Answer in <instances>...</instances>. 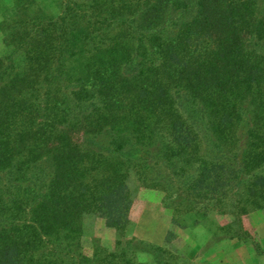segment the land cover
Returning a JSON list of instances; mask_svg holds the SVG:
<instances>
[{
  "label": "trees",
  "instance_id": "trees-1",
  "mask_svg": "<svg viewBox=\"0 0 264 264\" xmlns=\"http://www.w3.org/2000/svg\"><path fill=\"white\" fill-rule=\"evenodd\" d=\"M28 9L0 58V264H140V240L81 242L86 215L128 226L133 174L174 212L264 210V0Z\"/></svg>",
  "mask_w": 264,
  "mask_h": 264
},
{
  "label": "rangeland",
  "instance_id": "rangeland-1",
  "mask_svg": "<svg viewBox=\"0 0 264 264\" xmlns=\"http://www.w3.org/2000/svg\"><path fill=\"white\" fill-rule=\"evenodd\" d=\"M16 1L0 0V58L3 61H7V51L14 48L13 44L5 40V34L9 24L14 21ZM21 1L28 4V14L39 11L55 15L61 8V0ZM259 48L263 50L264 44H260ZM207 121L208 117H204L203 122ZM201 126L202 132H209L206 123ZM202 148L207 149L206 143ZM141 172L152 179L156 175L147 168ZM131 178L134 205L130 223L124 230H117L107 227L100 217L86 215L80 225L83 227L81 242L87 252L91 251L92 239L108 250L128 246V242L133 243L130 240L136 239L142 241L146 249L134 252L135 261L140 264H220L223 245L233 247L235 244L240 248V245L245 244L252 255L259 257L260 264H264L263 241L259 234L260 226L264 225V210L256 209L241 216L240 223L234 222L232 215L217 210L190 214L174 212L161 185L152 187L135 174ZM0 180V187L4 188L5 179ZM155 246L161 250H156Z\"/></svg>",
  "mask_w": 264,
  "mask_h": 264
},
{
  "label": "crops",
  "instance_id": "crops-1",
  "mask_svg": "<svg viewBox=\"0 0 264 264\" xmlns=\"http://www.w3.org/2000/svg\"><path fill=\"white\" fill-rule=\"evenodd\" d=\"M259 234L262 236V248L264 249V225L259 228ZM233 245L228 247L223 245L221 250V256L219 257L220 264H260L259 257L252 255L251 250L248 249L247 245Z\"/></svg>",
  "mask_w": 264,
  "mask_h": 264
}]
</instances>
